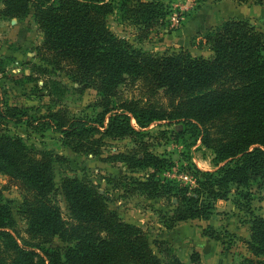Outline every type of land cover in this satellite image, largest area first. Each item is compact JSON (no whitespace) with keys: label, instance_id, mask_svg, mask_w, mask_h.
Masks as SVG:
<instances>
[{"label":"trees","instance_id":"obj_1","mask_svg":"<svg viewBox=\"0 0 264 264\" xmlns=\"http://www.w3.org/2000/svg\"><path fill=\"white\" fill-rule=\"evenodd\" d=\"M118 1L0 0V17H31L43 33V42L36 48L40 63L29 64V75L6 76L5 62L0 60L1 94L8 98L2 84L9 82L23 89L30 85L42 96L51 70L66 74L80 91L95 89L102 108L97 122L74 118L63 108L49 110L36 122L63 133L67 147L87 155L101 154L105 136L134 139L136 147L110 158L131 169L121 174L133 180L135 190L169 201L163 211L170 215L171 226L208 220L217 201L228 200L234 186L247 198L264 188V32L231 18L207 31L199 48L186 42L179 53L156 55L112 32L108 16L118 8L124 19L149 31L165 26L164 3ZM177 31L168 33L175 37ZM121 86L139 94L127 98ZM21 112L0 96V161L24 192L22 208L34 242L19 243L11 209L0 194V264H164L148 232L124 221L96 185L70 176L58 184L57 165L63 156L5 132L4 121L20 122ZM160 121L181 124L179 132L198 136L213 151L215 170L190 165L187 170L193 182L187 183L163 176L172 162L153 153L143 141L145 129ZM57 190L67 201L68 220L50 198ZM235 204L242 205L237 199ZM217 233L210 225L203 231L211 238H219ZM56 237L65 244L63 248L49 246ZM248 245L254 255L264 256L263 216H254ZM191 261L202 264L199 252L191 255ZM166 264L185 263L174 257ZM233 264H264V259Z\"/></svg>","mask_w":264,"mask_h":264},{"label":"rangeland","instance_id":"obj_2","mask_svg":"<svg viewBox=\"0 0 264 264\" xmlns=\"http://www.w3.org/2000/svg\"><path fill=\"white\" fill-rule=\"evenodd\" d=\"M112 1L115 4L119 2ZM160 1L168 10L165 26L159 25L147 31L143 24L132 19H124L117 8L108 16L109 28L116 35L130 40L135 46L153 54L181 52L182 46L173 42L166 30H180L188 17L198 11L207 0ZM239 5L234 10L233 19L247 21L257 30L264 32V27L258 23V14L254 12L255 6L264 7V0L261 4L257 0H248ZM217 22H220V18ZM220 25L217 23L209 25L199 34L192 36L188 43L199 48L204 34ZM42 42L43 33L33 18L0 17V56L3 57L0 60L5 62L6 76L21 73L29 75V64L40 63L36 48ZM202 48L207 50L208 45L204 44ZM3 78L0 75V80ZM46 79L48 86L42 96L32 91L30 85L23 89L14 87L9 82L2 84L3 93L9 91L8 98L1 92L0 96L8 100L11 106L16 105L22 110L18 117L22 118L20 122H14L15 119L4 121L5 132L9 136L20 137L29 146L63 156V162L57 165L58 184L61 178L70 176L96 185L106 196L109 206L124 221L136 224L148 232L152 248L164 264L171 263L174 257H178L185 264H193L191 255L194 252H199L202 264H233L246 259H264L263 255H254L248 247L254 216L264 217V188L256 189L253 195L247 198L244 193L236 192L234 186L228 200L217 201L213 215L208 220H187L171 226L170 215L163 211L166 205H169V201L165 198L151 197L139 189L135 190L133 180L121 174L125 171L130 172L131 169L124 162L110 158L136 147L134 139L105 136L100 142L101 154L87 155L76 153L67 147L63 143V133L46 124L38 125L36 121L39 117L47 115L51 109H66L70 116L87 119L92 123L99 120L102 112L101 97L95 89L87 88L80 91L79 86L60 71L51 70ZM39 84L42 86L43 81ZM121 91L127 98L139 94L137 89L126 86H121ZM28 118L33 119V122L28 123ZM179 127L181 124L154 122L145 129L143 141L150 144L153 153L166 157L172 162V166L162 172L163 176L178 183L193 182L187 168L195 165L203 171L215 170L212 164L213 151L205 147L198 136L179 132L177 130ZM97 137L100 135L97 134ZM3 166L0 161V194L2 202L11 209L16 230L14 235L21 245L32 244L34 239L29 233L28 219L22 208L24 192L12 173L6 168L3 169ZM50 198L59 207L63 218L68 220L70 211L61 190L53 192ZM236 199L241 201V207L235 204ZM208 225L218 232L219 238H211L203 234ZM49 246L63 248L65 244L56 237Z\"/></svg>","mask_w":264,"mask_h":264},{"label":"crops","instance_id":"obj_3","mask_svg":"<svg viewBox=\"0 0 264 264\" xmlns=\"http://www.w3.org/2000/svg\"><path fill=\"white\" fill-rule=\"evenodd\" d=\"M239 7V3L234 0H207L198 11L188 17V20L184 23L185 26L177 31L176 36L170 35L168 30V37L179 46H183L188 40L199 34L202 30H205L209 25L217 23L220 25L228 19L233 18L234 10ZM254 9L258 14V23L264 27V7ZM220 18V22H217ZM179 32H181L179 34Z\"/></svg>","mask_w":264,"mask_h":264},{"label":"water","instance_id":"obj_4","mask_svg":"<svg viewBox=\"0 0 264 264\" xmlns=\"http://www.w3.org/2000/svg\"><path fill=\"white\" fill-rule=\"evenodd\" d=\"M181 32H179V34H180ZM175 202H176V200H175Z\"/></svg>","mask_w":264,"mask_h":264}]
</instances>
